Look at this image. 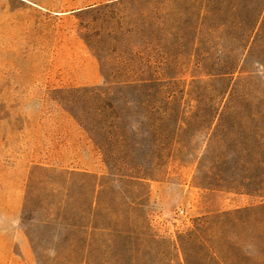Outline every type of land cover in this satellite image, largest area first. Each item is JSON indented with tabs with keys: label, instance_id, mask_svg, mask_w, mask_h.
I'll return each mask as SVG.
<instances>
[{
	"label": "rangeland",
	"instance_id": "1",
	"mask_svg": "<svg viewBox=\"0 0 264 264\" xmlns=\"http://www.w3.org/2000/svg\"><path fill=\"white\" fill-rule=\"evenodd\" d=\"M228 68L264 103V0H0V264L17 229L37 264H187L181 245L210 264L196 237L228 263L264 261V181L199 171L203 118L153 177L108 155L112 106L134 121L127 81L188 90Z\"/></svg>",
	"mask_w": 264,
	"mask_h": 264
},
{
	"label": "trees",
	"instance_id": "2",
	"mask_svg": "<svg viewBox=\"0 0 264 264\" xmlns=\"http://www.w3.org/2000/svg\"><path fill=\"white\" fill-rule=\"evenodd\" d=\"M236 72L237 68L210 69L209 79L193 81L188 90L177 89L176 83L171 82L127 81L122 88L131 89L132 97L125 102V108L134 121L128 125L120 113V102L112 106L116 111L114 127L119 144L108 153L126 160L130 171L123 175L153 177L151 170L162 165L166 158L183 159L190 147L183 145L180 134L203 118L197 127L207 131V142L199 157V171L208 170L206 173L220 182L222 188L237 183L239 177L246 183L257 178L263 182V97L252 93L249 77L235 78ZM146 134L152 139L150 147L142 142ZM104 152L107 154L105 149ZM206 241L196 237L198 246L207 250L210 264H231L219 258L213 245L207 246ZM181 247L188 264L186 249Z\"/></svg>",
	"mask_w": 264,
	"mask_h": 264
},
{
	"label": "crops",
	"instance_id": "3",
	"mask_svg": "<svg viewBox=\"0 0 264 264\" xmlns=\"http://www.w3.org/2000/svg\"><path fill=\"white\" fill-rule=\"evenodd\" d=\"M16 249L12 250L8 258V264H37V251L26 230L17 229L14 238Z\"/></svg>",
	"mask_w": 264,
	"mask_h": 264
}]
</instances>
